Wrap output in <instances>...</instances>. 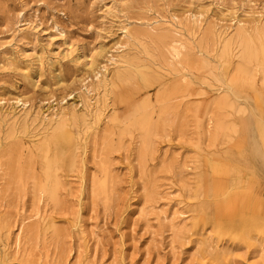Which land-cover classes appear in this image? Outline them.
<instances>
[{
	"label": "rangeland",
	"instance_id": "obj_1",
	"mask_svg": "<svg viewBox=\"0 0 264 264\" xmlns=\"http://www.w3.org/2000/svg\"><path fill=\"white\" fill-rule=\"evenodd\" d=\"M263 25L264 0H0V264H264V84L254 40ZM124 27L145 33L151 58ZM241 27L261 58L245 63L248 76L237 72L244 66L238 44L222 58L220 32L229 38ZM160 35L170 39L158 45ZM163 45L193 59L174 64ZM136 54L156 70L165 59L174 65L134 94L149 100L161 126L146 151L142 131L125 128L130 104L98 85L114 74L111 57ZM91 58L108 67L98 79L85 66ZM236 78L242 82L230 89ZM166 89L174 92L160 102L156 93ZM64 108L88 122L69 121L74 142L66 155L76 163L57 167L62 187L52 201L36 182L54 122L36 116ZM15 111L30 114L28 125L7 116ZM100 181H108V198ZM241 221L260 227L234 233Z\"/></svg>",
	"mask_w": 264,
	"mask_h": 264
},
{
	"label": "bare ground",
	"instance_id": "obj_2",
	"mask_svg": "<svg viewBox=\"0 0 264 264\" xmlns=\"http://www.w3.org/2000/svg\"><path fill=\"white\" fill-rule=\"evenodd\" d=\"M241 23V22H240ZM32 24V23H31ZM24 26V25H23ZM213 26V25H212ZM173 27V26H172ZM171 27V29H172ZM223 27V26H222ZM170 29V30H171ZM235 29V28H234ZM261 29V28H260ZM259 29V30H260ZM169 30V29H168ZM247 30V29H246ZM245 28L243 29L242 27L239 28V30L237 31V35L235 36H228L229 38H226L227 36V31H222L220 32V38L222 39V42L225 41L224 45H223V48L221 49L222 50V58H231L233 55V45L234 43L238 44L240 47H242V50H241V59H242V62L244 63V66H239L236 70L239 74H247V73H250L249 70L247 69V67L245 66V63L247 64H250L251 62H258L259 59V52H256L254 51V44H255V41L254 40H257L256 42L259 41L260 43V46L259 45H256L258 47H261V51L262 53L260 52V56L262 55V61H261V65L259 66L261 68V71L263 74V79L261 80V84H262V81H263V84H264V25H263V30L260 32L259 30V34L258 36H256L255 34V37H254V40H253V37L251 36L252 34H248V30L246 31ZM174 31V30H173ZM193 31V30H192ZM138 32V31H136ZM170 32V31H169ZM124 37H127L129 39H132L135 43V45L133 46H136V44H140L142 46V48H144V53L146 54V58L147 56H150L151 54V51L147 48L148 46L144 45L141 41H140V38H141V35H144L142 33H133L131 31L128 30L127 27H124ZM256 33V31L254 32ZM230 34V33H229ZM152 35V34H151ZM213 35V34H212ZM150 37V36H149ZM155 37V36H154ZM157 37V36H156ZM167 37L169 38L168 35H160L158 36L156 40V42L158 43V45H162L163 43L165 44V41L169 40L167 39ZM257 38V39H256ZM227 40V41H226ZM175 41V40H173ZM132 42V41H131ZM125 44V43H124ZM127 44V43H126ZM258 44V43H257ZM123 45V43H122ZM157 45V46H158ZM132 46V47H133ZM164 46V45H163ZM160 47V46H159ZM159 47H157V49H160ZM166 47V46H164ZM257 47V48H258ZM167 48V47H166ZM255 48V49H257ZM164 49V48H163ZM168 51H170V54L173 56V58L175 59L174 61V64H180L182 63L181 61V57L184 58L185 61L187 62H190L193 58L191 55H186V56H182L183 55V52L180 50L179 47H176V46H173L172 48H167ZM260 50V49H259ZM258 50V51H259ZM167 51V50H166ZM141 52V51H140ZM159 53H163L161 52V50L159 51ZM143 54V53H141ZM164 55V54H163ZM221 55V54H220ZM166 55H164L165 57ZM236 56V55H235ZM163 57V56H162ZM164 57H163V60H164ZM151 58V56H150ZM166 58V57H165ZM219 58V57H218ZM221 58V56H220ZM167 60L168 59H165V62H166V65L165 64H158V68L157 70L154 69L153 67L151 66H148L146 65L145 63L142 62V58L140 56H138L136 54V56H130V58L128 57H121L120 59H114L113 57H111L108 61H113L117 66L115 67V69L113 70V76L111 79H108L107 77H105L103 80H101V82H99V87H102L104 88V90L109 94L113 95L114 99L116 101H119L120 102H124V103H128L130 104V107L128 110V114L126 116H124V118H126L127 122H128V125H125L129 132V130H133V129H138L139 132L140 130L142 131V146L144 145V150L146 151V149L148 150L150 144L152 143V140H153V137L155 136L158 128L161 126L158 124V123H155L156 120H154L153 122V118H152V113H151V109H150V106H149V100L146 99V100H142V103L137 101L134 97V94L136 93H139L141 92V90L144 88V87H147V85L151 82L150 79L151 78H154L155 79L153 80L156 81L160 79V71L161 69H163L165 66L166 68L168 67L170 70H172V68L174 67V65H172L170 62L167 63ZM260 62V61H259ZM207 62L205 63H202L204 67L208 68L210 71H211V74H212V69L210 68V66H208V64H206ZM157 64V63H156ZM103 65V64H102ZM86 67H88V69L92 70L94 75L97 77L98 79V76L99 74L101 73V70L104 69V71L106 72V70L108 69L107 66H103V67H100L99 65H97L96 63V60L94 58H91L90 62H87ZM202 66V68H203ZM165 70V69H164ZM176 70V69H175ZM174 70V71H175ZM152 71V73H148ZM209 72V71H208ZM256 72V71H255ZM103 73V72H102ZM210 74V73H209ZM103 75V74H102ZM170 75V74H169ZM249 74H247L248 76ZM251 75V74H250ZM253 75V74H252ZM251 75V77H252ZM235 77V76H234ZM229 79V78H228ZM232 79V78H231ZM244 79V78H243ZM161 80V79H160ZM242 79L240 78H236V79H233L231 84H230V89H233V88H238L239 87V82L241 81ZM246 79H244L245 81ZM157 81V82H158ZM252 81V80H250ZM156 82V83H157ZM242 82V81H241ZM246 82V81H245ZM97 83V82H96ZM94 82V84H96ZM177 83V82H176ZM249 83V82H248ZM253 83V81H252ZM247 84V83H246ZM253 84H256L255 82ZM97 85V84H96ZM152 85V83H151ZM257 85V84H256ZM255 85V86H256ZM177 86V85H176ZM242 86V85H241ZM248 87V85H246ZM252 86V84L250 85ZM255 86H252L253 87V91L254 92V87ZM261 86V85H260ZM179 87V86H178ZM177 87V88H178ZM245 87V85L243 86ZM259 87V86H258ZM257 87V88H258ZM175 89V87H173ZM263 88V87H262ZM240 89H243L242 87ZM246 90V89H245ZM248 90V89H247ZM251 91V90H250ZM170 92V93H169ZM174 92V91H169V90H163V92H160L158 94V92L156 93L157 96V99L160 101H165L168 100L166 99L165 100V97H169L170 94ZM240 92V91H237V93ZM251 92V93H252ZM257 92V91H255ZM264 92V91H263ZM262 92V93H263ZM169 93V95L167 96V94ZM235 93V92H234ZM243 94L246 95L245 92H242ZM258 93V92H257ZM233 94V92H232ZM236 94V93H235ZM242 94V95H243ZM264 94V93H263ZM248 95V93H247ZM254 95V93H253ZM150 96V95H149ZM236 96V95H235ZM259 96V94H258ZM264 96V95H263ZM149 98V97H148ZM156 99V102H159L158 100ZM260 99V98H259ZM262 99V98H261ZM114 100V101H115ZM254 100V99H253ZM160 101V102H161ZM261 101V100H260ZM22 102V101H21ZM218 101H216L217 103ZM25 103V102H24ZM22 104L23 106H25V104ZM225 103L223 101H219L218 104H216L218 107L222 106V104ZM261 103V102H260ZM125 104V105H126ZM230 105V104H229ZM262 105V103H261ZM153 106V105H152ZM151 106V108H152ZM155 106V105H154ZM254 106V105H253ZM256 106V105H255ZM88 107L90 108V104H88ZM167 107V106H166ZM170 107V106H169ZM259 107V106H258ZM262 107V106H261ZM2 108V107H1ZM163 109L165 108V106L162 107ZM263 108V107H262ZM65 109V110H64ZM64 109H61L60 111L56 112V113H53V114H49L50 116H43L42 114L40 116H36L39 120H42V121H46V120H49V122L52 123L54 122L53 126V132L52 134L50 135V138H48L41 146V159H42V164H43V177L41 178V180H37L36 182V188L43 192L45 195H47L52 201H58V191H59V188L62 187L61 185V181L58 180V177H57V173H56V169L57 167H61L60 164H63V166H72L74 163V158L72 159L71 157H69V155L67 156L66 153L69 152L67 149L69 148L70 144L74 142V138L72 137V132L71 130L69 129L68 130V125L69 124V121H73L75 124L77 123H84L86 124L88 122V115H79L77 113V111H73V112H67L66 111V108ZM95 109V108H94ZM167 109V108H166ZM175 108H173L174 110ZM260 109V107H259ZM70 110V109H69ZM165 110V109H164ZM164 110L161 109V112ZM172 110V109H171ZM177 110V109H176ZM258 110V109H257ZM1 111V110H0ZM127 111V110H126ZM252 111V110H251ZM255 111V110H254ZM160 112V113H161ZM162 112V113H163ZM171 112V111H170ZM177 112V111H176ZM260 112V111H259ZM159 113V115H160ZM161 113V114H162ZM166 113V112H165ZM164 113V114H165ZM254 113V112H253ZM263 113V112H262ZM260 113V114H262ZM23 115H20L18 114L16 111L15 112H12V113H8L7 116H10L13 118H18V117H23L24 118V124L25 125H28L27 124V121H28V118L31 117L30 114L28 113H22ZM173 114V113H172ZM256 114V113H255ZM258 115V114H257ZM102 116V108H100V105L97 103V106H96V112L94 113V117L96 120H100ZM256 116V115H255ZM160 117V116H159ZM158 117V118H159ZM57 120H56V119ZM247 118V117H246ZM251 119V117H248ZM259 118V117H257ZM1 119V118H0ZM160 119V118H159ZM158 119V120H159ZM255 119V117H254ZM23 120V119H22ZM157 120V121H158ZM261 120H263L261 118ZM117 121V120H116ZM256 121V120H255ZM160 122V121H158ZM175 122V121H174ZM252 122V121H251ZM262 122V121H261ZM72 123V122H71ZM33 124V123H32ZM161 124V122H160ZM167 124V123H166ZM257 124V123H256ZM260 124V123H259ZM258 124V125H259ZM264 125V123H261V127ZM20 125V124H19ZM23 125V126H25ZM74 125V124H73ZM169 125V124H168ZM52 126V127H53ZM72 126V125H71ZM82 126V125H81ZM165 126V124H164ZM253 126V125H252ZM251 127V126H250ZM26 128V126H25ZM257 128H259L257 126ZM264 129V127H262ZM24 129V128H23ZM28 129V128H27ZM251 130V129H250ZM254 131V130H253ZM258 131V130H257ZM264 131V130H263ZM263 131H260L263 132ZM244 132V131H243ZM255 132V131H254ZM253 132V133H254ZM246 133V132H245ZM243 133V134H245ZM248 134V133H247ZM251 134V133H250ZM249 134V135H250ZM248 135V136H249ZM253 135H257L256 132L255 134ZM261 136V135H260ZM246 138V137H245ZM264 138V137H263ZM262 138V139H263ZM73 140V141H72ZM249 140H251L249 138ZM244 141V140H242ZM245 142V141H244ZM247 142V141H246ZM242 143H240V146H241ZM253 144V143H252ZM260 145L257 144V146H254L253 147V151L256 153L258 151V147ZM146 147V149H145ZM245 147V146H244ZM262 147V146H260ZM237 148V147H236ZM262 148H260V151L261 152V156L263 155V151L261 150ZM67 150V152H66ZM144 150H142V152H144ZM14 152V151H13ZM248 152V151H247ZM258 152V153H259ZM12 153V152H11ZM250 154V152H248ZM13 154V153H12ZM237 154V153H236ZM243 156V155H242ZM73 157V156H72ZM74 162V163H73ZM10 164V167H11V164H12V160L11 162L9 163ZM214 166V165H213ZM212 166V167H213ZM219 166V164H218ZM73 167V166H72ZM221 167V166H220ZM256 170V169H255ZM41 177V176H40ZM108 182V181H107ZM107 182L106 181H100L97 183V188L99 190V192H101V194L103 193L105 195L106 198H108V186H107ZM109 185V184H108ZM61 186V187H60ZM224 186L221 184V187ZM225 188V186L223 187ZM211 189V188H210ZM227 189V188H226ZM206 190V189H205ZM213 191V190H212ZM220 191V190H219ZM235 191V190H234ZM217 192H218V189H217ZM220 192H223L220 191ZM232 193V192H231ZM108 194V195H107ZM224 195V194H223ZM231 196V195H230ZM236 196V195H235ZM241 197V196H240ZM256 197V196H255ZM255 197H254V203L255 202ZM250 198H251V195H250ZM209 199V198H208ZM237 199V198H236ZM249 199V198H248ZM211 200V199H210ZM215 200V199H214ZM239 200V199H237ZM241 200V199H240ZM233 201V200H232ZM242 201V200H241ZM240 201V202H241ZM243 201H245L243 199ZM262 201V200H261ZM204 202V201H203ZM250 202H252L250 200ZM259 202V201H258ZM232 203V202H231ZM235 203V201L233 202ZM232 203V205H233ZM243 203V202H242ZM240 203V204H242ZM247 203H248V200H247ZM235 205V204H234ZM243 205H246L245 202L243 203ZM250 205V204H248ZM215 206V205H214ZM225 206V205H224ZM240 206V205H239ZM254 206V204L252 205V207ZM220 207V206H219ZM231 207V205H230ZM216 208V207H215ZM223 208V207H222ZM221 208V209H222ZM225 208V207H224ZM228 208V206H227ZM233 208V207H232ZM230 208V209H232ZM235 208V207H234ZM241 208V206H240ZM249 208V207H248ZM258 208V207H257ZM262 208V207H261ZM211 209V208H210ZM217 209V208H216ZM236 209V208H235ZM246 209V208H245ZM260 209V208H259ZM264 208H262L263 210ZM223 210V209H222ZM228 210V209H226ZM226 210H225V213H226ZM241 210V209H240ZM248 210V209H247ZM254 210V209H253ZM205 211V210H204ZM204 211H203V214H204ZM224 211V210H223ZM221 211V212H223ZM249 211V210H248ZM220 212V211H219ZM228 212V211H227ZM252 213L255 214V212L251 211ZM260 212V210H259ZM217 213V212H215ZM224 213V212H223ZM235 213H236V210H235ZM258 213V212H257ZM260 214V213H258ZM264 214V213H263ZM215 215V214H214ZM213 215V216H214ZM235 215V214H234ZM243 215V214H241ZM262 215V213H261ZM226 216V215H225ZM208 217V216H207ZM206 217V219H207ZM215 217V216H214ZM220 217H223L220 215ZM220 217H217L218 218V221H219V218ZM263 217V216H262ZM244 218V215L243 217ZM202 218H200L201 220ZM209 220L210 219H213L212 221H214V218H208ZM222 220V218H220ZM226 219V218H225ZM199 220V221H200ZM239 220V219H238ZM250 220V219H249ZM261 217L259 219V221H261ZM202 221V220H201ZM204 221V219H203ZM253 221V220H252ZM264 221V220H263ZM216 222V221H215ZM262 222V221H261ZM210 223V222H209ZM213 223V222H212ZM217 223V222H216ZM219 223V222H218ZM264 224V223H263ZM217 225V224H216ZM223 225V224H221ZM219 226V225H218ZM234 233L237 232L238 230L242 229L243 232H252L253 229H257L260 227V222H257V221H254V222H246V221H241L240 223L238 222L237 224L234 225ZM1 228V227H0ZM222 228V227H221ZM224 228L226 229L227 227L224 226ZM83 229V228H82ZM220 229L219 227L217 228V230ZM224 229V230H225ZM223 230V229H222ZM227 230V229H226ZM232 230V229H231ZM252 230V231H251ZM259 230V229H258ZM263 230V229H262ZM231 232V231H230ZM259 232V231H258ZM264 232V230H263ZM222 233V231H221ZM233 233V232H232ZM230 233V234H232ZM233 233V234H234ZM240 234V232H238ZM254 233V232H253ZM257 233V232H256ZM262 233V231L260 232ZM228 233V235H230ZM244 234V233H243ZM241 234V235H243ZM252 234V233H251ZM263 234V233H262ZM223 235H225L224 231H223ZM227 235V236H228ZM240 235V237H241ZM248 235V234H247ZM250 236V235H249ZM232 238V237H231ZM242 239H244L243 237H241ZM241 239V241H242ZM249 239V238H248ZM251 241V239H250ZM248 242V241H247ZM87 243V242H86ZM15 245V244H14Z\"/></svg>",
	"mask_w": 264,
	"mask_h": 264
}]
</instances>
